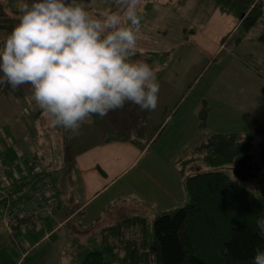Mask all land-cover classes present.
I'll return each instance as SVG.
<instances>
[{
  "label": "rangeland",
  "instance_id": "1",
  "mask_svg": "<svg viewBox=\"0 0 264 264\" xmlns=\"http://www.w3.org/2000/svg\"><path fill=\"white\" fill-rule=\"evenodd\" d=\"M0 3L7 11H19L21 0H0ZM87 10L95 16L104 11L117 9L113 6L112 0H87ZM140 15L142 17L141 31L138 37V50L134 59L144 62L147 59L149 62L154 61L152 62L153 65L148 61L146 63L155 70L160 91L157 108L154 111H147L150 136L147 142L139 146L142 147L141 150L144 153L140 157L142 160L133 167L132 173L143 172L147 160L151 156H157L170 167H174L177 173L181 175L180 169L184 165L179 161L187 160L193 149L206 141L216 130L212 125L197 130V128H193L192 124H187L186 120L192 121L193 116L196 117L202 108L208 109L209 95H216L225 100L229 95L230 103H234L236 98L243 96L241 91H244V88L248 89V85L244 86L240 84V81L238 83L236 79L237 84H235L231 79L238 78L239 71H242L246 64L252 66L256 47L260 45L264 47V45L256 42L261 28L256 26L247 36H242L243 30L239 28L238 19L216 9L214 0H141ZM244 37L245 39H242ZM4 38L5 34L0 33V41ZM238 45L240 48L242 47V53ZM152 53L158 54L159 58H156L157 55H152ZM242 57H244L243 61ZM156 61L158 62L157 65H155ZM250 73H252L251 70ZM22 87L24 91H29V95L20 100V111H18L16 101L13 105L5 100L2 106L5 109L9 106V109H6L7 115H0V127H4L3 131L6 136L18 126L21 129L20 138H26L29 126L28 112L30 113L32 109L39 110L31 100L29 85H22ZM244 100L242 102H245ZM10 106H14V108ZM128 108L125 109L124 107L122 110L111 113L114 121L117 122L114 129H126L128 131L129 115L146 112L141 111L135 105L130 107L132 111H128ZM168 116H171V121L166 123L165 120ZM44 117L42 113L40 118L43 119ZM96 117V125L106 127V119H109L110 116ZM194 126L198 127L197 123ZM100 127L96 128V132L100 131V136H102L104 132ZM192 129L195 130L194 133ZM111 134L116 136L118 133H109V135ZM62 135L65 136V141L60 138ZM74 136L68 131L62 133L61 128L47 129L46 132L41 129L35 141V154L38 156L40 166L44 168L48 164V167L51 168L52 180L57 184L59 190L64 192L63 198H61L66 199L68 207L66 204V207L62 208L63 214L67 212V209L69 211L71 208L78 207L81 200H84L82 198L83 193L78 188L74 178L76 171L73 161L81 149L73 140ZM259 136L255 138V145L261 142ZM17 137L19 140L18 135ZM11 142L15 141L10 139L9 144ZM24 142L23 147L28 153L27 142ZM67 145L69 148L66 147ZM143 146H148V148ZM11 148L16 154H23L21 147L18 146L20 149L13 148V146ZM6 149L9 150L10 148L6 146ZM257 153L258 150L250 154L253 163L251 169L239 168L238 164L231 166L232 169L230 168V170L227 167L212 168L202 162H195L186 166L185 176L199 172L225 171L248 190L263 193L264 167L258 166ZM12 154L14 153L12 152ZM23 158L26 160L25 155ZM0 159H3V163L6 165L19 161L15 155H10V159L1 156ZM245 161L247 164L248 161ZM27 162H23V165L28 167V171H32ZM248 166L250 165H246V167ZM237 167L238 169H236ZM15 169L18 172L21 171L19 167ZM8 180L11 183H16L13 172L8 175ZM129 213L115 210L109 219L106 218L107 220L104 221L106 224L116 223L122 220L124 216H128ZM161 213L162 211L153 210L147 214L143 213V215L147 216L152 223L155 217ZM48 220V226L45 225L36 233L29 234L24 240H21L19 245L12 243L7 235L0 234L2 238L0 264L81 263L85 257L84 249L87 247L85 236L87 235L83 233L85 236H81L82 233L76 229V224L73 223L53 231L56 225Z\"/></svg>",
  "mask_w": 264,
  "mask_h": 264
},
{
  "label": "trees",
  "instance_id": "2",
  "mask_svg": "<svg viewBox=\"0 0 264 264\" xmlns=\"http://www.w3.org/2000/svg\"><path fill=\"white\" fill-rule=\"evenodd\" d=\"M214 3L216 9L238 19L242 36L260 26L256 42L264 45V0H214ZM18 16L19 11H7L0 3V33H4L5 38L18 22ZM152 55L159 58L156 53ZM147 61L153 65L154 61ZM1 90L0 100L26 98L22 86L16 90L4 86L0 87ZM38 115L40 117L42 112L39 111ZM199 118V128H206V107L202 108ZM92 119L96 121L97 117ZM128 119V132L110 136L108 140H128L143 145L150 136L146 115L130 114ZM259 135H264V126L257 123L250 132L214 133L196 146L187 160L179 161L184 165L180 173L186 203L162 212L152 223L145 215L128 214L116 223L106 224L105 219L99 217L91 226L80 228L81 236H85L83 233L87 235V247L79 264H250L256 250L264 249V238L255 229L256 218L264 215V192L248 190L225 171L185 176V170L187 165L195 162L230 170L231 166L247 160L246 165L251 166L250 154L256 150L258 166L264 167V140L258 145L254 142ZM246 165L239 168L245 169ZM48 176L41 171L33 178H21L20 184L14 186L8 195H0V204L8 199L22 201L32 186L49 179ZM224 249H227L226 253Z\"/></svg>",
  "mask_w": 264,
  "mask_h": 264
},
{
  "label": "clouds",
  "instance_id": "3",
  "mask_svg": "<svg viewBox=\"0 0 264 264\" xmlns=\"http://www.w3.org/2000/svg\"><path fill=\"white\" fill-rule=\"evenodd\" d=\"M112 4L117 10L94 16L87 0H21L18 22L0 41V87L29 85L49 126L74 135L93 116L103 118L126 104L154 111L157 74L134 59L141 0ZM255 229L264 238V215ZM250 264H264V249Z\"/></svg>",
  "mask_w": 264,
  "mask_h": 264
},
{
  "label": "crops",
  "instance_id": "4",
  "mask_svg": "<svg viewBox=\"0 0 264 264\" xmlns=\"http://www.w3.org/2000/svg\"><path fill=\"white\" fill-rule=\"evenodd\" d=\"M238 47L242 53V47L240 48V45ZM254 54L252 66L246 64L244 69L239 71L238 78L231 79L235 84H237L236 79L238 83L240 81V84L244 86L248 85V89L244 88V91H241L244 97L236 98L234 103H230L228 100L229 95H227L226 100L221 97L218 98L216 95L208 96L207 125H212L216 129L215 133H247L252 131L257 123L264 126V47H261V45L256 47ZM241 59L243 61L244 57ZM250 70L252 73H250ZM247 73L248 76L250 75L249 77ZM25 94L29 95V91H25ZM243 99H245V102H242ZM5 100H8L13 105L16 101L18 111H20V98H2L0 100V110H3L0 111L1 116L7 115L6 109H9V106L6 109L2 107ZM131 106V104L129 106L126 104L125 109L129 107L128 111H131ZM10 107L14 108V106ZM38 112L39 110L35 111V109H32L30 113L28 112L27 121L29 126L27 129V139L20 138L21 129L18 126L12 130V133H7L8 136L4 134V127H0V157L3 156L10 159V155H15L20 159L25 155L26 160H23V162L25 163L28 160L27 164L32 168V171L36 169L38 172L48 173V178L57 188L58 208L54 216L46 218L43 226L39 229H43L48 224L47 220L50 219L48 221L56 225L53 231L63 226L65 227L72 222L81 231L80 228L91 226L99 217L109 219L115 210H119L122 213L126 211L130 212L129 215H143V213L147 214L153 210L162 212L171 211L186 203L187 198L183 186V176L179 175L174 167H170L163 159L151 156L144 165L145 169L143 172L132 173L133 167L142 160H140V157L144 152L141 150L142 147H139L141 145L133 144L128 140H108L110 136L114 137L112 134L109 135L111 132H128L126 129H114L117 122L114 121L115 119L110 113V118L106 119V127L101 126L104 135L100 136V131L96 132V128L100 126L96 125L97 120L95 121L91 118L82 125L79 133L74 136L73 140L77 142V147L81 148L73 161L76 171L74 178L76 179L78 188L83 193L82 198L84 200H81L78 207L71 208L69 211L67 209V212L63 214L62 208L66 207L65 205L67 204L66 199H62L64 192L59 190L57 184L52 180L50 176L51 168L48 167V164L44 168L41 167L38 156L35 154V141L37 140L39 131L43 129L46 132L47 129H54L49 126L46 117L43 119L38 117ZM199 113L196 114V117L193 116L192 121L186 120L187 124H192L193 128H197V130L200 129ZM144 114L146 117L148 116L147 111ZM165 121L166 123L171 121V116H168ZM195 123H197L198 127L194 126ZM147 124L149 125L148 120ZM194 129H192L193 133L195 132ZM61 130L62 133L65 131L63 128ZM17 135L19 136V140ZM64 137L62 135L60 138L65 141ZM259 138L262 142L264 135L259 136ZM10 139L15 142L9 144ZM24 141L27 142L28 153L23 147L25 145ZM11 145L16 149H20L18 146L21 147L24 155L16 154L12 150ZM6 146L10 148V151L6 149ZM66 147L69 148V145ZM143 147L148 148V146ZM174 162L176 163L175 160ZM18 167L21 171L18 172L15 169L13 172L15 180L27 177L28 174L32 173L24 165ZM114 207L117 208L113 209ZM39 229L34 232H27V234L23 235V240L29 234L36 233ZM0 234L7 235L11 240L10 236L4 231H1ZM0 241H2L1 236Z\"/></svg>",
  "mask_w": 264,
  "mask_h": 264
},
{
  "label": "built area",
  "instance_id": "5",
  "mask_svg": "<svg viewBox=\"0 0 264 264\" xmlns=\"http://www.w3.org/2000/svg\"><path fill=\"white\" fill-rule=\"evenodd\" d=\"M23 160L20 158L19 161L6 165L4 160L0 159V195H8L14 186L20 184V179L11 183L8 175L14 172L16 167L23 165ZM38 174L35 169L28 176L33 178ZM58 205V191L49 179H45L32 186L22 201L13 202L8 199L0 204V232L7 233L12 242L19 245L23 235L39 229L46 218L54 216Z\"/></svg>",
  "mask_w": 264,
  "mask_h": 264
},
{
  "label": "water",
  "instance_id": "6",
  "mask_svg": "<svg viewBox=\"0 0 264 264\" xmlns=\"http://www.w3.org/2000/svg\"><path fill=\"white\" fill-rule=\"evenodd\" d=\"M245 164H246V161L243 160V161H240V162L238 163V166H242V165H245ZM247 169H251V166H248ZM237 173H238V172H237ZM238 175H239V173H238Z\"/></svg>",
  "mask_w": 264,
  "mask_h": 264
},
{
  "label": "flooded vegetation",
  "instance_id": "7",
  "mask_svg": "<svg viewBox=\"0 0 264 264\" xmlns=\"http://www.w3.org/2000/svg\"><path fill=\"white\" fill-rule=\"evenodd\" d=\"M246 165V164H245ZM245 168H247V167H245Z\"/></svg>",
  "mask_w": 264,
  "mask_h": 264
}]
</instances>
